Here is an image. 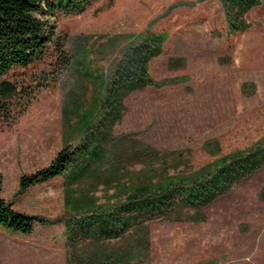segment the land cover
Instances as JSON below:
<instances>
[{
	"label": "rangeland",
	"instance_id": "374dc122",
	"mask_svg": "<svg viewBox=\"0 0 264 264\" xmlns=\"http://www.w3.org/2000/svg\"><path fill=\"white\" fill-rule=\"evenodd\" d=\"M260 1L242 15L245 26L235 31L221 0H88L82 11L57 16L55 30L65 43L50 45L42 60L12 66L0 77L20 91L12 103V120L0 123L1 196L16 211L40 220L27 234L0 227V264H65L70 233L66 220L72 211L65 206L63 176L21 192L18 180L47 166L65 140L73 149L88 129L106 131L102 98L107 79L130 40L106 43L111 36L139 34L151 24L163 31L161 51L148 61L147 73L171 83L124 96L121 117L105 136L104 145L111 151L108 167L120 161L132 172L142 168L137 159H125L126 152L115 141L122 135L126 144L138 140L172 152L170 158L183 151L188 166L170 169L169 174H187L220 156L249 150L264 137ZM82 35L91 37L84 60L93 77L79 75L69 62V51ZM73 96L82 110L92 112L85 119L71 111ZM208 140L217 142L218 155L207 153L203 144ZM85 184L71 188L78 191ZM263 187L264 165L196 215L184 209L174 220L145 221L149 249L137 264H264V197L258 195ZM112 192L99 184L94 191L97 203L109 200ZM131 232L110 239L107 246L128 240Z\"/></svg>",
	"mask_w": 264,
	"mask_h": 264
},
{
	"label": "trees",
	"instance_id": "16d2710c",
	"mask_svg": "<svg viewBox=\"0 0 264 264\" xmlns=\"http://www.w3.org/2000/svg\"><path fill=\"white\" fill-rule=\"evenodd\" d=\"M87 3L88 0H0V77L12 66L26 67L42 60L50 45L62 46L65 39L55 30L57 16L82 11ZM221 3L228 24L235 31L245 26L242 15L261 1L221 0ZM121 37L130 40L107 79L102 98L107 108L103 111L106 131L88 129L82 142L73 149L65 140L64 147L47 166L33 174L21 175L18 180L21 192L31 185L63 176L65 206L72 211V216L66 220L70 233L65 242V264H137L149 249L148 234L142 227L145 221L174 220L184 209L198 213L264 165L263 137L249 150L220 156L187 174L183 171L169 174L170 169L188 166L183 151H177L170 158L172 152H160L138 140L126 144L129 141L122 135L115 141L120 144L119 149L126 152L125 159H137L142 168L132 172L122 167L120 161L109 163L108 167L111 151L104 145L105 136L109 135L113 120L121 117L124 96L146 86L171 83L156 81L147 73L148 61L161 51L166 37L163 31L154 30L151 24L142 33L114 35L106 43H117ZM90 38L79 36L68 54L69 62L74 63L73 69L83 77H93V69L84 60L88 57L86 47ZM19 95L16 85L0 78V123L12 120V103ZM76 99V96L70 99L75 102L71 111L85 119L92 112L82 110ZM100 169L105 172L101 173ZM84 181L85 187L78 191L71 188ZM2 182L0 172V227L12 233H29L32 223L39 219L13 209L12 203L1 196ZM99 184L105 190L113 189L112 201L97 203L94 191ZM130 230L128 240L107 246V241L123 239ZM80 241L87 243L77 248Z\"/></svg>",
	"mask_w": 264,
	"mask_h": 264
},
{
	"label": "crops",
	"instance_id": "0c3cea01",
	"mask_svg": "<svg viewBox=\"0 0 264 264\" xmlns=\"http://www.w3.org/2000/svg\"><path fill=\"white\" fill-rule=\"evenodd\" d=\"M171 62H172V60L169 61V67L171 65ZM246 85H248V84H246L245 82H243L241 84V86H243L245 89H246ZM262 100H263V103H264V92L262 94ZM203 145H204L205 149L207 150L208 154H210V155H212V154L213 155H218L219 154V153L216 154V151L219 150L217 142L208 140V141L204 142ZM258 195L261 196V197H264V187H263V190L261 189V191H259ZM193 214L196 215L197 213L194 212ZM194 219H192V220H194Z\"/></svg>",
	"mask_w": 264,
	"mask_h": 264
}]
</instances>
